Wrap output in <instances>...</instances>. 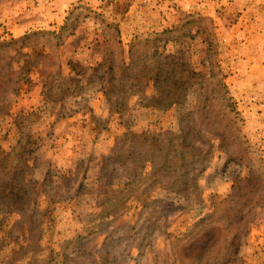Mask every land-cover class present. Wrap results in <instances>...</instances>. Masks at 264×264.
<instances>
[{"label":"rangeland","instance_id":"obj_1","mask_svg":"<svg viewBox=\"0 0 264 264\" xmlns=\"http://www.w3.org/2000/svg\"><path fill=\"white\" fill-rule=\"evenodd\" d=\"M0 264H264V0H0Z\"/></svg>","mask_w":264,"mask_h":264},{"label":"trees","instance_id":"obj_2","mask_svg":"<svg viewBox=\"0 0 264 264\" xmlns=\"http://www.w3.org/2000/svg\"><path fill=\"white\" fill-rule=\"evenodd\" d=\"M166 47V46H165ZM165 47H163V50H165ZM159 50V49H158ZM162 54V53H161ZM154 55H159L160 57H162V55H160L159 52H155ZM162 65V64H161ZM109 70L113 71V66L110 68ZM159 72H150L149 76L143 77V79H146L147 82H154V84L156 85V87H158L159 89V95H160V101L158 102L157 106L159 109H162V107H173L177 101H179L181 99L182 96H184V86H183V77H181V75L179 77L176 76V73L172 72V73H165L161 68L158 67ZM179 136H177L174 133H171V138L165 139V141L169 142L168 145L172 146L173 144V140H177L179 141L178 146L181 147L180 149H176V156L178 161H184L185 160V149H186V144L188 143V139L187 137H190L188 134V132L186 131V128L182 127L180 132H179ZM200 133H198L197 135H199ZM128 136V135H127ZM135 136V135H134ZM152 153L147 151L144 152L143 154L140 152V158L142 159V163L147 162H151L150 160H148V157H151ZM166 157L169 158V154H166ZM152 163V162H151ZM168 164V162H166ZM177 164V163H176ZM175 164V165H176ZM143 166V167H144ZM142 167V169H143ZM175 174L173 176H175V181H181L182 179L185 178V173H178V172H174ZM135 176L139 177L141 176V174H138L137 172H135V174L133 175V177L135 178ZM20 179V177L18 178V180ZM20 183H24V178H21L19 180ZM24 184L21 185L20 187V191H22L24 188ZM15 198V202L16 204L20 203L18 202V198L20 197L19 194L17 193H13L12 194ZM25 195H28V193H26ZM200 225L197 224L195 227V230L198 229L199 233L202 232V230H200V227H198ZM194 232V230H193ZM206 233V232H205ZM190 235V233H189ZM192 241L187 242L186 245H189V247L191 248L192 246H195V243L198 242L199 239H197L199 237L198 233L195 232L192 235H190ZM197 239V240H195ZM195 240V241H194ZM198 248V247H196Z\"/></svg>","mask_w":264,"mask_h":264}]
</instances>
